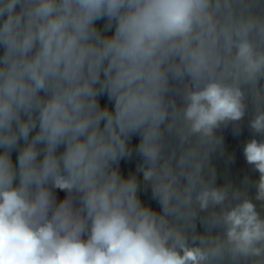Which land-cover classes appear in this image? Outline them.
<instances>
[{
    "label": "clouds",
    "instance_id": "1",
    "mask_svg": "<svg viewBox=\"0 0 264 264\" xmlns=\"http://www.w3.org/2000/svg\"><path fill=\"white\" fill-rule=\"evenodd\" d=\"M246 114L264 136V0H0V264H264V139L255 181L210 163Z\"/></svg>",
    "mask_w": 264,
    "mask_h": 264
},
{
    "label": "trees",
    "instance_id": "2",
    "mask_svg": "<svg viewBox=\"0 0 264 264\" xmlns=\"http://www.w3.org/2000/svg\"><path fill=\"white\" fill-rule=\"evenodd\" d=\"M96 27L104 32L106 35L110 34V29L105 32L104 26L107 23L106 18H101L97 20ZM114 24V22H113ZM170 87L174 90L170 93V98H182L178 93V90L182 88V85L178 82H171ZM98 102L101 107H108L112 109L114 107V101L110 100L107 96V93L104 92L98 96ZM250 117L246 114L239 122L233 123L229 122L226 125H221L216 130V135L222 138V148L213 152L210 156V163L216 170V180L215 183L218 185H222L226 181L232 182L235 186L239 187L242 185V176L245 172H247L251 168V164L246 162L244 156V146L245 144L251 140L252 138H256L258 141L264 139V136H261L258 133H255L249 126ZM238 129V130H237ZM139 134H133L128 141L129 148L131 149V155L125 158H121L118 162V168L121 175L127 177L129 175H135L138 181V197L141 202L152 208L153 210L159 212L160 204L159 201L154 198L152 193V188L150 182H146L143 180V176L141 172H138V167L143 163V158L136 151L137 146L139 144ZM62 150V148H61ZM12 158L15 160L18 155V148H14L12 153ZM224 155L223 158L230 169H225L223 167L227 165H223L220 156ZM251 170L258 177V172L253 168ZM239 179L240 181H238ZM254 192V188H249V194L251 195ZM54 194L56 197V201L59 202L64 199L68 193L64 190L56 189L54 190ZM197 230H202V225L197 222ZM86 239V234L84 236Z\"/></svg>",
    "mask_w": 264,
    "mask_h": 264
},
{
    "label": "rangeland",
    "instance_id": "3",
    "mask_svg": "<svg viewBox=\"0 0 264 264\" xmlns=\"http://www.w3.org/2000/svg\"><path fill=\"white\" fill-rule=\"evenodd\" d=\"M113 30H114V24H113V27L110 29V34L112 33ZM174 99L176 100L177 104H180L181 103V101L179 100L180 98H174ZM224 157L225 156L222 155V156L219 157V159L221 160V162H222L223 165H227V163L223 159ZM223 168L230 169L228 165L225 166V167H223ZM251 168H252V166H251ZM251 168L247 172H245L243 174L242 180H244L245 178H247L250 181H255V180L258 179V177L255 175V173L251 170ZM237 180L240 181L239 179H237ZM218 185H220V183H218ZM57 203H59V202H57ZM82 238H84V237H82Z\"/></svg>",
    "mask_w": 264,
    "mask_h": 264
}]
</instances>
